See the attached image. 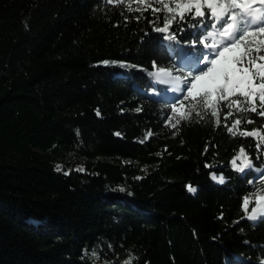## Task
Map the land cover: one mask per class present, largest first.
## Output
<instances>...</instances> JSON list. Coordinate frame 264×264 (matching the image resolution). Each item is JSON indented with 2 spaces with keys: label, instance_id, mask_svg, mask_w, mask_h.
Here are the masks:
<instances>
[{
  "label": "trees",
  "instance_id": "16d2710c",
  "mask_svg": "<svg viewBox=\"0 0 264 264\" xmlns=\"http://www.w3.org/2000/svg\"><path fill=\"white\" fill-rule=\"evenodd\" d=\"M147 3L161 11L137 0H0V264L264 262V219L242 206L264 190V145L223 129L226 102L220 127L193 113L173 128L165 118L176 122L177 102L155 75L178 69L182 53L198 58L208 9L161 33L168 13ZM242 144L254 170L230 164ZM221 173L223 184L212 180Z\"/></svg>",
  "mask_w": 264,
  "mask_h": 264
},
{
  "label": "snow or ice",
  "instance_id": "6c2138e0",
  "mask_svg": "<svg viewBox=\"0 0 264 264\" xmlns=\"http://www.w3.org/2000/svg\"><path fill=\"white\" fill-rule=\"evenodd\" d=\"M108 2L123 3L125 0H108ZM156 2L162 3L168 15L164 17L163 27H156L155 31L167 32L177 18L184 21L186 14L189 19L200 18L203 21L206 15L204 9L207 8L208 19L212 23H203V28L215 30L221 37L218 44L204 45L211 49L210 55L201 58L204 68L187 78L182 88L179 87L181 78L174 77L176 91L182 95L177 100V104L172 106L171 112L173 115L177 113L180 115L175 123L166 117L167 123L175 128L181 120H190L194 113L200 120H204L205 116L215 117V125L220 127V105L221 102H226L224 107L228 111L223 117L225 121L222 125L223 129L231 136L253 137L256 143L248 147L259 150L264 145V0H173L172 5L163 3V0ZM137 3L143 5L145 10L151 7L153 12L161 11L160 8L149 5L147 0H137ZM129 10H132L131 4ZM135 10L141 9L137 7ZM149 23L153 21L150 20ZM160 75L171 74L162 69ZM232 97L239 98L231 99ZM189 98L190 104L185 105L184 101ZM241 112H251L253 116L236 118L231 124L227 123L234 113ZM242 123L254 124L255 127L242 129L240 127ZM148 134L152 135L151 130ZM211 147L216 145L206 143L205 152ZM236 151L238 154L230 160L233 170L245 172L246 168L253 169V163L249 160L251 154L247 151V147L242 144ZM205 167L207 168L208 165L206 164ZM211 175L216 179L215 174ZM224 180L225 177L221 173L218 182L223 184ZM248 182L252 183V181ZM185 187L189 192L197 191L192 185ZM250 204L254 206L247 219L264 218V190H260L253 197L242 198L245 213H249Z\"/></svg>",
  "mask_w": 264,
  "mask_h": 264
},
{
  "label": "rangeland",
  "instance_id": "374dc122",
  "mask_svg": "<svg viewBox=\"0 0 264 264\" xmlns=\"http://www.w3.org/2000/svg\"><path fill=\"white\" fill-rule=\"evenodd\" d=\"M173 1V0H171ZM221 40V37L216 34L215 30L210 31V36L208 37V39H204L203 43L200 44V49L198 48L196 50V54H197V59L194 60H187V55H184L183 53L181 54L182 57L180 58V60H185L187 64V66H180L179 65V60L177 62V60L175 61V65L177 66L178 69L175 70H171V72H169L171 75L167 76L168 80L166 78H164L163 75H160V72H156V77L157 79L165 84V85H169L171 88L170 90L164 94V99L165 100H169L172 103H176L177 100L179 99V97L182 95V93L176 91L177 85L174 82H171L172 79H174V77L179 76L180 79V84L179 87H183L184 83L186 81L187 78H190L191 76H194L197 72H199L202 68H204V64L201 63V58L205 55H210L211 54V49L210 48H206L204 45L205 44H218L219 41ZM177 62V63H176ZM183 61H181L182 63ZM180 95V96H178ZM168 98V99H167ZM171 99V100H170ZM61 162H66V163H72L74 165H78L80 163H83L84 160L75 156V155H71V154H64L61 158H60ZM245 170H249V169H245ZM251 170V169H250ZM216 176V175H215ZM212 177V176H211ZM220 176H216V179H213V181H219ZM254 221V220H253Z\"/></svg>",
  "mask_w": 264,
  "mask_h": 264
},
{
  "label": "bare ground",
  "instance_id": "6f19581e",
  "mask_svg": "<svg viewBox=\"0 0 264 264\" xmlns=\"http://www.w3.org/2000/svg\"><path fill=\"white\" fill-rule=\"evenodd\" d=\"M158 72H161V71H158ZM157 74V73H156ZM164 76V75H163ZM164 78H166L168 80V77L167 76H164ZM171 82H173V79L171 80ZM170 90V89H169Z\"/></svg>",
  "mask_w": 264,
  "mask_h": 264
},
{
  "label": "water",
  "instance_id": "95a60500",
  "mask_svg": "<svg viewBox=\"0 0 264 264\" xmlns=\"http://www.w3.org/2000/svg\"><path fill=\"white\" fill-rule=\"evenodd\" d=\"M258 175H260V173H258ZM262 219H264V218H262ZM262 219H259V220H262ZM253 221V220H252ZM254 221H257V220H254ZM261 264H264V262L263 263H261Z\"/></svg>",
  "mask_w": 264,
  "mask_h": 264
}]
</instances>
